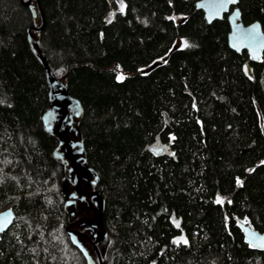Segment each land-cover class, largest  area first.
Instances as JSON below:
<instances>
[{
  "label": "trees",
  "instance_id": "16d2710c",
  "mask_svg": "<svg viewBox=\"0 0 264 264\" xmlns=\"http://www.w3.org/2000/svg\"><path fill=\"white\" fill-rule=\"evenodd\" d=\"M121 1L106 19L109 0H38L36 18L0 0V212L15 214L0 264H87L66 228L97 215L65 207L69 181L42 122L46 73L27 34L41 15L37 47L80 105L104 201L101 263L264 264L241 231L264 234V54L231 51L227 17L206 24L198 0ZM238 7L264 31V0Z\"/></svg>",
  "mask_w": 264,
  "mask_h": 264
},
{
  "label": "water",
  "instance_id": "95a60500",
  "mask_svg": "<svg viewBox=\"0 0 264 264\" xmlns=\"http://www.w3.org/2000/svg\"><path fill=\"white\" fill-rule=\"evenodd\" d=\"M25 6H28L33 14V17H37L36 10H39L38 0H35V4H32L33 0L23 1ZM239 0H198L195 3V9L201 11L206 24H211L214 21L221 20L224 16L227 17L229 24V32L227 34V45L229 49L237 54L245 51L252 62H258L264 54V31L262 30L261 24L257 21L250 24H243L241 20V12L238 7ZM45 20L41 15V26L39 28L28 29V39L31 42L35 52L45 69L49 94L51 97V104L47 111L42 115V122L44 128L51 135L55 136L58 140L57 145L53 150V156L64 164L59 155V147L65 142L60 139L63 135L64 129L68 132L71 127L77 134V146H79V153L82 154V160L85 161L82 141L78 133V123L81 117V108L77 101L70 98L66 93V88L62 80L55 79L53 76L42 52L37 47L34 34L38 35L44 28ZM64 124V127L62 125ZM156 153H160V149H155ZM85 164V163H84ZM92 176V185L97 182V177L90 170ZM66 178V176H65ZM74 193H67L65 198V207L74 210L72 207L75 204ZM97 198L99 203V211L96 216L97 228L100 232L96 233L93 241H90L91 246L94 248L99 264L101 259L96 249V244L104 241L107 238L101 223V213L104 206V201L100 197L98 192H94L92 198ZM72 216L73 213L71 212ZM15 219L14 211L11 208L5 209L0 212V236L5 233L11 226ZM79 221V220H77ZM75 223H71L67 226L66 231L69 236L71 243L82 253L87 264H95V261L89 254L87 248L80 242L78 236L71 230V227ZM241 231L244 236L245 242L252 248L264 252V234L260 233L246 224L241 225Z\"/></svg>",
  "mask_w": 264,
  "mask_h": 264
},
{
  "label": "flooded vegetation",
  "instance_id": "af4514ba",
  "mask_svg": "<svg viewBox=\"0 0 264 264\" xmlns=\"http://www.w3.org/2000/svg\"><path fill=\"white\" fill-rule=\"evenodd\" d=\"M63 127L64 124L62 125L61 128ZM60 139L62 141H65L59 147V155L61 156L62 159L61 161L64 163L62 164L63 171L65 173L64 175L66 176L67 180L68 179L72 180L71 183L72 190H74L73 193L75 196L74 199L76 203L73 204L72 207L76 208L77 206H79L83 208L85 206L84 208H88L98 214L99 211L98 200L97 198L96 199L94 197L92 198L93 193L96 191L94 189V185L91 184L93 179L90 173V169L84 164L85 161L82 160L83 157L82 154L79 153L80 150H79V146H77L76 144L78 139L75 130L71 127V129L70 130L68 129V132H66V130L64 129L63 135L60 137ZM58 140L59 138L57 139V143ZM67 193L69 194V192ZM96 216L92 217L90 215L89 216L82 215V217L79 216L71 222V223H75L71 227V230L74 231V233L78 236V238H81L82 240H86L89 244L90 241H93L94 236L96 237V233L100 232L99 228H97L98 219L96 218ZM101 223H102V219H101Z\"/></svg>",
  "mask_w": 264,
  "mask_h": 264
},
{
  "label": "rangeland",
  "instance_id": "374dc122",
  "mask_svg": "<svg viewBox=\"0 0 264 264\" xmlns=\"http://www.w3.org/2000/svg\"><path fill=\"white\" fill-rule=\"evenodd\" d=\"M109 2H110V9H109V12H108V14H107V16H106V19H108V18H110L115 12H118V11H122V9H123V3H122V1L121 0H109ZM176 19V18H175ZM124 76H125V74H123L122 72H118V76H117V78L119 79V80H121L120 78L121 77H123L124 78ZM263 125V124H262ZM263 130H264V125H263ZM69 180V179H68ZM72 180L70 179L69 180V184H68V186H69V189H68V192L69 193H72V192H74V190H72ZM226 198L225 197H221V198H217V200L218 201H220V202H222V201H224ZM78 204V203H77ZM76 204V205H77ZM76 207V206H75ZM85 207V206H84ZM83 207V210H85V208ZM78 208H82V207H79V206H77L76 208H74V209H77L78 210ZM86 210H88V209H86Z\"/></svg>",
  "mask_w": 264,
  "mask_h": 264
},
{
  "label": "snow or ice",
  "instance_id": "6c2138e0",
  "mask_svg": "<svg viewBox=\"0 0 264 264\" xmlns=\"http://www.w3.org/2000/svg\"><path fill=\"white\" fill-rule=\"evenodd\" d=\"M185 46H188L187 44H185ZM120 79H123V77H121ZM218 203L220 202V201H217ZM178 226V225H177ZM184 243H187V241H184Z\"/></svg>",
  "mask_w": 264,
  "mask_h": 264
},
{
  "label": "bare ground",
  "instance_id": "6f19581e",
  "mask_svg": "<svg viewBox=\"0 0 264 264\" xmlns=\"http://www.w3.org/2000/svg\"><path fill=\"white\" fill-rule=\"evenodd\" d=\"M87 186V185H86ZM88 186H90V185H88ZM85 187V186H84Z\"/></svg>",
  "mask_w": 264,
  "mask_h": 264
}]
</instances>
